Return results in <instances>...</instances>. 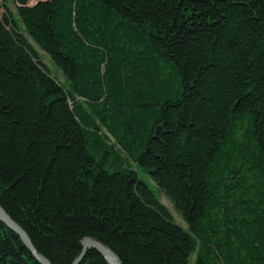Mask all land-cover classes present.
Masks as SVG:
<instances>
[{"label":"trees","instance_id":"1","mask_svg":"<svg viewBox=\"0 0 264 264\" xmlns=\"http://www.w3.org/2000/svg\"><path fill=\"white\" fill-rule=\"evenodd\" d=\"M0 203L55 264H264V0L0 13ZM0 264H40L1 219Z\"/></svg>","mask_w":264,"mask_h":264},{"label":"water","instance_id":"2","mask_svg":"<svg viewBox=\"0 0 264 264\" xmlns=\"http://www.w3.org/2000/svg\"><path fill=\"white\" fill-rule=\"evenodd\" d=\"M0 219L11 230L16 232L20 236L21 240L29 248L35 259L40 264H55L46 255H44L42 252L38 250L27 230L11 216V214L4 208V206L1 203H0ZM81 244H82V251L74 259L72 264H80L83 258L85 257L87 251L91 248L97 249L105 257V259L109 264H123L119 254L110 245L104 243L99 238L93 236H85L81 240Z\"/></svg>","mask_w":264,"mask_h":264},{"label":"rangeland","instance_id":"3","mask_svg":"<svg viewBox=\"0 0 264 264\" xmlns=\"http://www.w3.org/2000/svg\"><path fill=\"white\" fill-rule=\"evenodd\" d=\"M37 1H39V0H29L30 4H34ZM17 4H18V0H0V13H4L5 11H9V10L12 11L13 13H16L17 12ZM17 17H19L18 14H17ZM34 45L40 51V54L42 56L43 61L47 64V66L51 70L52 74L55 77H57L60 82H63L66 85H69V83L67 82V78H66L65 74L55 64L51 55H49L47 52L42 50V48H40L37 44L34 43ZM128 161L131 162V166L136 170V172L138 173L140 178L143 179L144 181H146L153 188V190L155 191V193L159 197L160 201L162 203H164L165 205H167L171 209V211L175 215L176 220L178 222H180L181 224L185 225V221L182 218L181 214L176 210L173 202L169 199V197L165 194V192L159 188L158 184L152 178L151 174L146 169L141 167L138 163L131 161L130 158H128ZM223 228H224V230H223ZM223 228H221V230H223L221 233H223L227 229V227H224V226H223ZM196 257H197V252L193 253V255L191 256V262H190L191 264L195 263Z\"/></svg>","mask_w":264,"mask_h":264}]
</instances>
